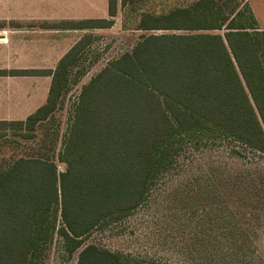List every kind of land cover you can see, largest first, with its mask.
<instances>
[{"label":"trees","instance_id":"1","mask_svg":"<svg viewBox=\"0 0 264 264\" xmlns=\"http://www.w3.org/2000/svg\"><path fill=\"white\" fill-rule=\"evenodd\" d=\"M130 1L108 0L109 17ZM224 7L143 13L137 28L150 32L82 86L59 154L66 168L20 156L0 171V264H33L55 230L70 253L80 249L76 264H166L125 263L119 253L85 243V236L146 200L185 135L222 133L264 153V29L247 0L228 13ZM112 25V18H88L60 26ZM90 37L76 41L55 69L14 73L51 75V85L44 104L25 120H0V130L32 137L57 108L70 66Z\"/></svg>","mask_w":264,"mask_h":264},{"label":"rangeland","instance_id":"2","mask_svg":"<svg viewBox=\"0 0 264 264\" xmlns=\"http://www.w3.org/2000/svg\"><path fill=\"white\" fill-rule=\"evenodd\" d=\"M13 1L0 0V15L12 16ZM33 1L32 8L41 12L52 11L58 3ZM244 1L131 0L124 6L118 3L116 15L109 17L108 0H68L69 15L65 14L64 20L30 24L54 26L51 69L57 66V55L67 52L84 35L91 37L78 61L70 66L57 108L36 124L32 137H23L21 130H0V171L20 156L53 160L59 171L66 168L59 154L69 136L82 86L150 32L137 28L143 13L158 16L191 6L203 10L207 4L214 8L216 3L228 4L223 8L228 13L233 7L242 8ZM247 2L257 25L264 29V0ZM88 18H112L113 25L86 29L60 26ZM20 25L12 17L0 18V29L6 27V32ZM0 58L6 64L0 67V81L5 83L1 119L25 120L27 113L46 102L52 76L14 74L41 68L25 66L29 62L25 56L21 61L8 53ZM21 100L20 109L17 103ZM85 243L117 252L125 263L264 264V153L222 133L185 135L175 145L173 163L151 182L146 200L130 214L100 223L85 236ZM79 252L70 253L55 230L33 264H76Z\"/></svg>","mask_w":264,"mask_h":264},{"label":"crops","instance_id":"3","mask_svg":"<svg viewBox=\"0 0 264 264\" xmlns=\"http://www.w3.org/2000/svg\"><path fill=\"white\" fill-rule=\"evenodd\" d=\"M54 1H57L58 3L50 12H41L36 8H32V5L34 4L33 0L13 1L14 8L12 16L0 15V18L6 19L12 17L16 21L21 22V25L19 27H13V30L10 32H6L8 31L6 27L0 29V39L2 38V40H0V54H13V59L19 58V61H21L22 56H25L27 61H29L25 66H28L29 68L51 69V63L53 62L54 57L53 39L55 29L53 26L46 25L43 27H34L30 24L33 22L64 20L66 17L65 14L69 15L68 0H45L44 2L53 3ZM4 12L11 11L4 10ZM27 22L29 23V26L26 25ZM22 23H24V25H22ZM7 36H9V39H7ZM10 36L13 37V39H10ZM65 52L66 50L60 53V55H57L56 59H60ZM30 57L33 58V61L30 60ZM0 60L2 59L0 58ZM3 62L4 61H0V67H6V64ZM10 93L13 94L14 92ZM10 96L13 97V95ZM4 98L5 83L0 81V105L4 102ZM21 104L22 100L17 103V107L20 109L22 108L20 107ZM30 113H27V115ZM2 117L3 116H0V120H2Z\"/></svg>","mask_w":264,"mask_h":264}]
</instances>
